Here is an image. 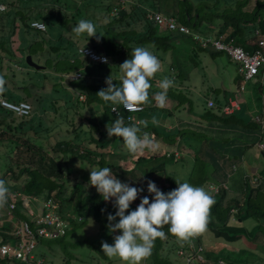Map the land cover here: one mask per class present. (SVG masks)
<instances>
[{"label": "trees", "instance_id": "16d2710c", "mask_svg": "<svg viewBox=\"0 0 264 264\" xmlns=\"http://www.w3.org/2000/svg\"><path fill=\"white\" fill-rule=\"evenodd\" d=\"M80 2L79 8L74 13L79 14L83 8L90 9V14L86 13L87 15L84 19L91 20L97 25L96 31L98 33L96 36L88 37L86 33L76 36L71 31L80 19L76 18L73 12H70L71 14L69 15L66 14L65 8L68 4L65 1L0 0V75H3L6 80V90L0 93L1 96L14 102L19 100L27 101L16 97V92L18 93L19 90L25 87L23 81H19L20 78H17V73H15L11 65L8 66V69L4 65L13 62L19 64L21 57L18 56V53L20 52V41H22L19 39L20 29H23V38H28L26 47H29V50L27 54H30L35 62L37 61L44 65L45 63H42V61L45 59L47 61L51 59H59L61 61L60 64H45V67L42 68L44 71L52 69L61 73V75L66 72L67 75L74 71L77 73L81 69L75 66L73 68V64L76 61H78V64H86L87 61L91 63L87 69L84 68L80 78L68 79L70 85L72 82H76L80 91L79 94L74 93V98L76 97L79 100L80 96L84 94V100L79 101L85 103L83 108L87 109V113L84 116L80 115V118L87 121L85 125L89 131L87 140L79 138V135L84 131V129L82 130L79 127L82 131L80 130L81 132L77 133L74 139H66V134L64 133L61 139L53 143L51 150H48L41 144L40 140L39 142H34L31 138L30 133L38 135L39 133H50L52 131L48 124L41 129H38L39 126L36 129L33 128L34 124H38L36 122L38 115L32 112L33 107L28 116H18L0 107V164H3V168L0 167V169L4 170L3 174L0 172V179H4L8 187H13L26 195L27 199L30 202L32 201V204H30L34 209L40 206L43 200L51 197L57 203L56 211L67 223L63 235L53 239L37 238L33 249L35 258H45L47 263H50L49 259L59 257L61 258V264H71L70 260L72 257L69 256L71 251L66 248V236L73 225L91 218L97 225L98 230L102 232L109 225L108 214H115L116 212L113 201H105L95 187L85 182L84 178H87L84 173H81V169L77 168L78 180L71 186L67 185L70 182L69 177L71 175L77 176V174L68 172L63 168L62 159L72 156L80 159V161L88 160L79 151L83 148L86 153L99 155L96 162L89 163L90 165H97L98 168H111L113 174L122 182H126L130 186L143 188L144 191L141 197L148 195L150 200L151 194L147 192L148 180L154 181L160 190L167 193L175 189L177 184L168 178L171 176L166 171V163L168 162V165H170L175 161L192 159V169H189L190 172L185 180L194 186H206V189L211 184L218 186L217 192L207 189L215 199V204L210 210L207 228H225L230 225L229 223L233 217H236L239 222L246 220L248 217H254L260 220L261 223L248 230L246 234L248 238L245 236V232L241 230L235 231L222 228L219 234L225 237V240L235 242L240 240L239 238H243L249 246L242 248L243 254H249L248 257L242 255L246 257L247 261H240L237 259L239 256L237 257L233 253L227 252L229 257L228 262L224 261L225 264H262L261 260L264 262L263 259H259V263L258 261L256 262L259 257L250 250L259 249L264 251V249H261L263 247L258 243V241L260 243L263 242L262 237H264V188L261 186V182H258L259 178L255 183L250 182L244 171H241L242 174L240 172L239 176L234 179H230V176L235 168L238 169V165L244 170L245 167H250L251 163L247 160H245L247 166H242L245 153L248 154L247 159L251 158L249 157L250 149L260 142L264 143V92L262 91L264 82L259 81L257 89L260 93L256 96V101L260 106L259 110L262 113L260 115L261 121L252 120L251 117L245 118V111L246 113L248 112L245 103L230 113L223 112V107L230 104L229 99L226 98L224 101H220L214 97L213 106H206L207 109L200 115V118L204 120L200 121L199 125L207 122L209 131L205 130L204 133L200 130H192L190 128L192 125H188L191 123L189 119H183V121H186L185 124H182V122V125L176 124V111L179 110V113L183 110L193 112L192 104L194 99L190 97L191 90L186 83L191 81V85L193 84V69L195 65L191 69L192 64H189L187 59L190 58L191 61H194L195 58L191 56V53L197 55L198 50L207 49L197 44L190 36L174 31L160 30L147 17V13L159 12L164 16H173L179 23L185 24L195 31L200 30L197 27L201 25L205 27L204 32H211L212 35H216V38L219 36H223L227 40L233 38L235 43L239 38H242L244 49L252 52L257 47L255 43L251 44L256 38L255 31L259 30L264 36V0H255L253 7L249 6L251 0H214L213 3H208V0H197V2L194 0H101L100 3L103 5L101 9L97 7L96 4L98 2L95 0H80ZM126 2L129 3L127 4ZM4 4L7 8H4ZM99 19L104 20L99 22ZM32 20L44 22L46 29L41 31L31 27L30 21ZM57 37L62 41L50 44V41ZM176 41L179 42L176 43ZM36 42H39L41 49L40 47L35 50L32 49ZM13 44L16 46H13ZM182 45L186 48L184 52L178 50V47ZM137 46L147 47L154 52H160L162 55L169 53L170 68L168 69L175 73V78L172 79L171 77L174 85L167 92L165 106L163 108L159 107L154 99V94L161 90L151 88L149 90V99L153 101L143 105L142 115L138 117L139 120L148 122L147 127H143L142 131L147 132L158 145L155 151L146 150L142 155L128 153L127 150L123 149L125 145L122 138L109 137L107 135L106 126L114 122L117 116L123 117L126 125L134 124V122L126 121L127 113L122 109L121 105H115L111 102L106 103L96 94L99 90L107 87L105 81L110 75L114 80L113 83L119 86V76L121 75L119 65L126 59L131 58L132 50ZM81 47H88L97 53L106 55L107 63L89 61L78 52ZM24 48L22 47V49ZM45 50L46 52L44 53ZM50 50H53L51 55ZM187 50H190V52H187ZM209 52L211 55L218 53L213 50ZM154 54L161 59L160 54L156 52ZM80 56L83 58H80ZM14 57L18 58L19 61L16 62ZM40 59L42 61H39ZM9 61L10 63H8ZM62 62L69 64L68 67ZM6 69L7 72H5ZM42 73L44 72L42 71ZM160 74L156 73L150 82L163 79L164 77ZM60 76L59 78L61 79ZM238 77L240 79L242 75L238 74ZM262 78L264 79V75ZM40 87L42 88V86ZM206 92L204 96L208 99L209 95ZM52 93L48 97L53 96ZM65 98L64 96L62 98L56 96L54 99L49 98V100L53 102L51 106L55 108V102H62ZM35 101L40 103L41 98L38 97ZM27 102L33 106L31 102ZM93 103H98L101 106L102 114L99 120H95L91 108H87ZM113 106L118 108L119 114H114L111 111ZM153 116H156L159 120L158 125L152 124L151 119ZM163 119H170L171 126L166 127L163 125ZM78 123H82V121ZM76 126L72 125L71 129H67L65 132L74 130ZM236 129L240 133L237 131L232 132ZM228 131L233 133L232 136H228L231 138L229 139L230 144H228L227 137L225 139L215 137L217 134L225 135ZM237 135H241L242 138H235ZM193 140H195V145L192 147L187 146ZM224 140H226V144L222 145ZM234 142H237V144ZM164 144L168 147L163 149L161 147ZM187 147L192 150V152L190 151L192 157L189 153L187 155L183 153L188 150ZM258 148L264 155V148ZM142 159L151 163L148 174L145 176L142 174L143 171L141 173L137 169ZM14 160L16 162V170L11 164ZM255 161L257 160H254V166ZM79 167H82V165ZM262 172L264 174V170ZM262 176L264 177V175ZM14 177L16 182L13 183ZM227 192H231L229 198ZM141 197L130 205L129 211L135 210L140 203ZM8 200L14 201L9 193ZM15 203L17 206L12 210V215L17 220L28 219L27 208L22 205V200H18ZM7 207L8 205L6 204L0 209L5 212ZM3 227L10 229V225H4ZM168 228L169 226L165 225L162 229L166 233L167 238L163 240L157 238L155 241L151 254L153 260H151L150 264H184L182 262L183 256L182 261L177 256L175 262V260L171 259L170 254H166L163 250V245L169 242L170 239L176 240V237L169 233ZM9 239L15 238L9 235ZM6 240L5 235L0 233V241L4 242ZM52 241L66 244V246L63 245V248L59 247V252L52 247L47 250L41 248L44 244ZM190 241L201 243L198 235ZM84 242L87 241L80 240L75 242L74 245ZM71 245L69 246L70 248ZM181 246L185 249L187 248L185 253L190 252L191 246L189 242ZM202 252L204 256L203 264H211L209 260H211L212 255L208 252L206 253L204 249ZM214 260L215 264H220L217 259Z\"/></svg>", "mask_w": 264, "mask_h": 264}, {"label": "rangeland", "instance_id": "374dc122", "mask_svg": "<svg viewBox=\"0 0 264 264\" xmlns=\"http://www.w3.org/2000/svg\"><path fill=\"white\" fill-rule=\"evenodd\" d=\"M65 1L68 5L65 8V12L66 14H71L70 12H73V14L75 15L76 18L78 19H84L86 17V15L89 13L90 14V9L89 8H83L82 11L79 14H75V10H77L79 7L78 5L81 3L80 0H62ZM96 2H98L97 7L99 9H101V7L103 6L100 1L101 0H95ZM127 1V0H126ZM195 2H197V0H194ZM254 1L255 0H251L250 2V7L254 6ZM214 0H208V3H213ZM127 3V2H126ZM129 3V2H128ZM127 3V4H128ZM125 5V3H124ZM4 8H7V6L4 4ZM126 6V5H125ZM145 8V6H144ZM85 9V10H84ZM87 13V14H86ZM104 20V19H101ZM101 20L99 19V22H101ZM199 33H204V29L205 27H202L201 25L197 27ZM23 30V29H22ZM22 30L20 29L19 31V39L22 40L20 41V52L18 53V55L21 57L20 61L18 58H15V61L18 62L19 61V67L17 65H14L15 63H11V64H4L7 65V69L8 66L11 65V67L14 69L15 73H17V78H20L19 81H23L24 84V88H22L21 90H19V92H16V97L20 98V99H25L29 102H31L33 104V109L32 112H34V114L36 113L37 119L36 122L38 124H34L33 128H39L41 129L43 126H46L47 124L49 125L50 128H52V131L49 132H43L42 134L39 133L37 134H31V138L34 142H39V140L41 141V144L43 146H45L46 149L51 150V146L53 145V143H55L56 140L61 139V137L64 135V133L66 134V139H74L77 133H80L83 129L84 131L79 135V138L88 139L89 136V131L88 129L85 127L86 125V120L80 118V115L84 116L87 113V109L83 108L85 107V103L79 100H84V98H74V93H80L79 89H78V85L76 84V82H72V84L70 85L68 82V79L71 78V76H73L75 74L74 72H71L69 74L66 75V72L59 73L58 76L61 77V79L57 82H52L50 77H48V73H50L51 70H47L44 71V69H39V70H35L34 68L28 66L25 62V55L27 54L29 47H26L27 43H28V38H23L24 35L22 34ZM57 32V31H56ZM56 34V33H54ZM18 38V37H17ZM62 40H60L59 37L52 39V41H50V44H55V43H59ZM179 41H176V43H178ZM239 44H238V43ZM236 44L238 45H242L243 44V39L239 38L237 40ZM13 46H16L15 44H13ZM243 46V45H242ZM22 47H25L24 49H22ZM37 47H40L39 42H36L33 46L32 49L35 50ZM207 50H198V54L197 55H193L191 53V56L195 58V60L191 61V59H187L189 64H192V68L193 69V65L194 69H193V80L192 83L193 85L190 84V82H187L186 84L188 85V88H190L191 93L189 94L191 98L194 99V103L192 104V110L193 112H187V110H183L182 112L179 113V110L175 112V117L179 115V117H177L179 120L183 121L186 119H189L191 121L190 124L188 125H192L190 128L194 131L200 130L203 131L205 133L206 131H209V124L207 122H204L203 124L199 125L200 121H203V118H200V115H202L204 113V110H206V106H205V89L208 88V93L209 96H213L216 99H219L220 101H224V99H228L229 97H232L234 99H237L239 106H242L241 104H243V100L240 98H245L247 100H249L247 102V109H248V114L245 111V118H250L252 120H256L257 118H259V116L262 114L261 111L259 110L258 112H255L253 114H249V112L254 109L255 107L258 108L257 106V102H255V104L251 101L252 98L257 94L259 95V91H258V86H259V81L258 82H254V80L258 78H261L260 76L255 77L254 79H251L248 82H244V80L242 78L239 79L238 77V64L236 62H234L233 60H230V58L227 56V54L225 52H221V51H217L218 53L215 55H211V53L209 52L210 50L216 51L214 50L210 45L204 47ZM41 49V47H40ZM178 50H181L182 52H184L186 50L185 46H179ZM51 51V52H50ZM50 55L53 54V50H50ZM152 51V50H151ZM46 52V50L44 51V53ZM153 53H158L161 56V59L159 58V60L161 61L162 64V69L160 72V75L163 77H171L174 75L175 73L171 74V72H173L172 70L169 71L168 68L169 64H170V55L169 53H166V55H162L160 52L158 51H152ZM187 52H190V50H187ZM49 54V53H48ZM183 54V53H182ZM80 58H83L82 56H80ZM34 59H36L34 57ZM39 61H42L41 59ZM37 62V61H36ZM48 62V63H47ZM86 62V60H85ZM10 63V61L8 62ZM39 63V62H37ZM42 63L45 64H60L61 61H59V59L55 60V59H51V60H44L42 61ZM63 64H65L66 67H68L69 64H67L66 62H62ZM81 63V62H79ZM89 63L88 61L86 62V64H78V61H76L73 64V68L78 67L81 68L79 70L80 73H82L84 71V68L87 69L88 66H90L91 63ZM13 64V65H12ZM44 64V65H45ZM39 65H43L40 64ZM43 65V66H44ZM6 67V66H5ZM4 67V68H5ZM45 67V66H44ZM7 69L5 70V72H7ZM35 70V71H34ZM42 71L44 73H42ZM63 71V69H62ZM34 73V75H32V73ZM26 78V79H25ZM162 80V79H159ZM157 80H152L150 83L152 85L151 88H156V89H160L158 87L159 82L160 81ZM261 82H264V79L261 78L260 79ZM53 84H55L53 86ZM243 85L244 89L241 90L240 89V85ZM42 86V88L40 87ZM250 86L254 87V94H251L249 91ZM161 90V89H160ZM262 91L264 92V87L262 89ZM51 92H55L52 93L53 96H58L59 98H62V96L66 97L64 101L62 102H55V108H53L51 105H53V102L49 100L48 95ZM40 97L41 98V102L37 103L35 100ZM77 99V100H76ZM150 101H153L152 99H150ZM52 102V104H51ZM252 105V106H251ZM60 106V107H59ZM76 108V109H75ZM87 108H91L93 115L95 117V120H99L102 114V110H101V106L98 103H93L89 106H87ZM264 112V111H263ZM256 114V115H255ZM141 112L139 114H137V116H141ZM182 118V119H180ZM262 119V118H261ZM188 120V122H189ZM79 121H82V123H78ZM163 125H165L166 127L171 126V122L170 119L166 120L163 119L162 120ZM178 122V120H175ZM176 122V123H177ZM186 123V121H184ZM71 123L72 125H77L76 128H74V130H71L69 132H65V130L67 129H71ZM40 124V125H39ZM80 124V125H79ZM81 127V129L79 128ZM199 128V129H198ZM54 130V131H53ZM81 130V131H80ZM218 130V129H216ZM239 132L237 129L233 130L232 132ZM231 131H228L227 134L223 135V134H217L215 137H222L223 139H225V137H227L228 140V144H230V137L228 136H232L233 133ZM240 133V132H239ZM238 139H241V135H237ZM252 138V137H249ZM226 140H224L222 145H225ZM237 144V142H234ZM205 144V142H204ZM195 145V140L190 141L188 143L187 146L192 147ZM167 145H163V147L161 148H167ZM260 147L261 149L264 148V143L260 142L258 144H256L255 146H253L249 153H255V152H259V154H257L256 157L261 158L264 160V156L261 154V150L258 148ZM123 149L126 150L125 146H123ZM122 149V150H123ZM187 151H184L183 153H185L186 155L189 153V155L192 157V154H190V151L192 152L191 149H189L187 147ZM123 150V151H124ZM83 155L86 156V159L88 160H82L80 161V159L78 158H74L72 156H68L65 159L63 158V168H65L68 172H72L77 174V176H70V182L67 185H72L75 181L78 180V169H81V173H84L86 178H84V180H86L85 182H87V184H89V177H90V169L91 168H96V166L90 165L89 163H93L96 162V160L98 159L99 155H92L90 153H86V151L82 148L79 150ZM128 152V151H127ZM187 152V153H186ZM245 159L244 162L242 164V166L245 165V160H247V156L248 154L245 153ZM254 155H249V157H253ZM178 157V156H177ZM250 158V159H251ZM3 161V159H2ZM188 161V162H187ZM9 163V162H8ZM11 164L13 165L14 169L16 170V162L15 160L11 162ZM140 165L137 166V169L142 173L143 171V176H145L146 174H148V170L149 167L151 166V163L145 161V159L141 160V163H139ZM167 167H166V171H168L170 173L171 177H168L169 179H172L173 181H180V182H184L186 181V176L187 174L190 172L189 169L191 170L193 162L192 159H187V160H180V161H175L172 164L168 165V162L166 163ZM80 165H82V167H79ZM211 168H213L212 165H210ZM0 167L3 168V164H0ZM240 165L237 166L238 169L235 168L234 172L232 173V175L230 176V179H234L235 177L239 176V173L241 171H244L243 168H239ZM249 167V166H248ZM98 168V167H97ZM259 168L261 169L258 173L259 174H255L254 178L250 180V178L248 177L250 182H256L258 180L259 177H261L263 174V165H259ZM237 170V171H236ZM1 174H3L4 170L0 169ZM246 172H249L246 170ZM163 174V173H162ZM262 174V175H261ZM163 176H165L163 174ZM263 177V176H262ZM16 182L15 177L13 178V183ZM177 184V183H176ZM143 185V184H142ZM212 185L207 186L208 190L212 189ZM69 186V187H70ZM178 186V185H177ZM206 188V186H205ZM217 192V190H216ZM9 194L10 196L13 198L14 201H18V200H22V205L24 207L28 209H30V213H31V208L28 206L29 202L26 199V195L22 194V192H19L17 189H14L13 187H9ZM231 195V192H227V196L229 198V196ZM227 198V197H226ZM36 201V200H35ZM32 204V201L30 202ZM2 215H0V220L2 219ZM118 221V218H117ZM116 221H114L113 223H115ZM260 223V220L255 219L254 217H248L246 220L244 221H237L236 217H233L230 221V225H228L227 227H222L224 229H228V230H235V231H242L245 232V236L248 238V236L246 235L248 230H250L253 226L255 227L257 224ZM6 223L5 222H0V226H4ZM222 228H206V230L199 234L198 236L200 237L202 246H204V251L209 254H211V260L210 263L211 264H215V260L217 259V262L219 261L220 264H225V262H228V253L229 251L233 252L234 256L236 255L237 257L239 256V258H237L238 260H244L247 261L246 257L242 256V255H246L242 253V248H247L249 247L247 243H245L243 238H239L240 240H237L235 242L232 241H227L222 237L219 232L222 230ZM119 233V231L112 233L111 229H109V227H107V229H105L104 231H100L98 230L97 225L92 221L91 218H87L86 220H84L82 223H78L76 225H73V227L68 231V235L66 236V244H67V249H69V251H71V254H69V256H71V260L70 263L71 264H124L123 261H121L118 258L115 259H109L103 252H102V248H101V244L102 242L106 241L109 244H112L114 242V236ZM262 237V236H261ZM242 239V240H241ZM84 241L86 240L87 242H84L82 244L79 245H74L75 242L78 241ZM262 240L264 242V237H262ZM263 242L260 243V241H258V243L263 247L261 249H264V244ZM66 244H60V243H56L54 241L50 242V243H46L43 246H41L42 249L45 248V250H47L49 247L54 248L57 252H59V247L63 248V245L66 246ZM71 245V248L69 247ZM191 249L194 251L199 250V248H201L199 246V243L196 242H189ZM263 244V245H262ZM181 243L177 242L176 240H172L170 239L169 242L165 243L164 246V252L167 254L169 253L171 256L172 260H175L176 262V257L178 256V259H181L182 261V257H179V255H181L182 252L186 251L187 248H183V246H181ZM209 246L211 248H209ZM58 247V248H55ZM250 250V249H249ZM203 251V250H202ZM251 252H253L256 256H258L259 258L256 260V262L258 261L259 263V259H263L264 261V251L261 250H250ZM103 254V255H101ZM201 256H203V252H201L200 254ZM192 256L196 257L195 252H192ZM247 257L249 256L246 255ZM47 257L49 258V256L47 255ZM44 261H46L45 259H43ZM50 263L52 264H61V258L57 257V258H52L49 259ZM151 260H153V258L148 257L146 260L142 261V264H150ZM222 261V262H220ZM225 261V262H224ZM184 262V259L183 261ZM224 262V263H223ZM255 262V263H256ZM39 263V262H37ZM261 263L264 264V262ZM18 264V263H17ZM42 264H47V263H42ZM185 264V262H184ZM188 264H195V263H188Z\"/></svg>", "mask_w": 264, "mask_h": 264}, {"label": "clouds", "instance_id": "9594fccd", "mask_svg": "<svg viewBox=\"0 0 264 264\" xmlns=\"http://www.w3.org/2000/svg\"><path fill=\"white\" fill-rule=\"evenodd\" d=\"M96 28L93 21L80 19L71 31L76 36L86 33L88 37H93L98 33ZM82 51L84 53V49ZM103 62L107 63V59L104 58ZM14 65L19 67L16 63ZM119 69V86L113 83L110 75L105 81L107 87L96 94L106 103L123 105L130 112H142L143 105L150 103V80L161 71V61L149 48L137 46L132 50L131 58L120 64ZM174 78L173 75L172 79ZM172 79L164 77L158 85L161 91L154 94V99L161 108L167 102L169 88L174 85ZM5 84L4 76L0 75V93L6 90ZM151 122L153 125L159 124L156 116L152 117ZM147 123L146 120H140L138 123L126 125L124 118L117 116L114 122L106 126L107 135L122 138L128 153L142 155L146 150L155 151L158 147L154 139L142 131ZM176 183L178 186L175 189L165 193L154 181L148 180L147 192L151 194V200L145 195L140 198L135 210L129 211L130 205L140 197L144 189L122 182L109 167L90 169V186L95 187L105 201H113L116 208L115 214H108V227L112 233L119 231L120 234L114 236L112 244L106 241L101 244L102 252L109 259L118 258L124 264H142L143 260L151 256L157 238H167L162 230L165 225L169 226V233L182 245L206 230L210 210L215 204L214 196L204 186H194L188 181ZM8 193L7 182L0 179V207L7 204ZM4 214L0 209V215L3 216L0 222H3ZM114 221L116 222L113 223ZM199 245L202 246L200 243Z\"/></svg>", "mask_w": 264, "mask_h": 264}, {"label": "built area", "instance_id": "2783aa9c", "mask_svg": "<svg viewBox=\"0 0 264 264\" xmlns=\"http://www.w3.org/2000/svg\"><path fill=\"white\" fill-rule=\"evenodd\" d=\"M147 17L152 20L160 30H169L185 34L190 36L195 42L203 47L210 45L216 51L225 52L230 60H233L238 64L237 71L242 75L244 82H248L251 79L258 77L261 73L264 74V36L259 32V30L255 31L256 38L254 39V42H251V44L255 43L257 47H255L252 52H249L244 49L243 46L236 44L233 38H229V40H227L223 36H219L218 38L202 36L198 32L190 29L187 25L179 23L173 16H164L159 12H148ZM30 26L41 31L46 29L45 23L39 20L30 21ZM83 49L84 53L82 51ZM78 52L89 61L97 63H103L104 58L107 59L106 55L97 53L88 47H81L78 49ZM79 77H81V74L80 72H77L71 78L78 79ZM240 89H244L242 84L240 85ZM80 98H84V95H81ZM121 106L127 113L126 121L134 123H138L140 121L137 117V113L141 110L130 112L127 111L123 105ZM207 106H213V100L209 99L207 101ZM0 107L11 111L18 116H28L30 115L32 109L31 104L26 101L20 100L14 102L1 95ZM238 108V101H231L229 105H225L223 107V112L230 113ZM113 109H115V111H113ZM141 109H143V106H141ZM111 111L114 114H119V110L115 106L111 108ZM255 121L261 120L260 118H257ZM212 190L216 192V190H218V186L212 185ZM142 194L143 192L140 194V197ZM15 202L16 201L8 200V207L5 211L6 216L3 219V222L6 223L5 225H10V229L0 226V233H3L7 238L4 242L0 241V264L47 263V261L43 260L45 258H35L33 254L37 238L44 237L45 239H53L57 236L63 235L67 226L66 220L61 218L56 211L57 203L54 202L51 197L43 200L41 205L39 207L37 206L35 209L33 206L31 207L30 201L28 200V206L31 208V213L30 209H28V219L26 220H17L12 215V210L17 206ZM118 234L120 233H117V235ZM9 235H12L15 239L10 240ZM200 247L201 248L197 251L192 249L188 253H185L184 251L181 255H179V257L183 256L185 264H203L204 256L200 255L203 248L202 246ZM192 252H195L196 257L192 256Z\"/></svg>", "mask_w": 264, "mask_h": 264}, {"label": "crops", "instance_id": "0c3cea01", "mask_svg": "<svg viewBox=\"0 0 264 264\" xmlns=\"http://www.w3.org/2000/svg\"><path fill=\"white\" fill-rule=\"evenodd\" d=\"M193 31H195V30H193ZM196 32H198L199 33V31H196ZM200 35H202V36H209V37H211V38H216V35H212V33L210 32V33H206V32H204V33H199ZM253 42V41H252ZM242 46V45H241ZM19 56V55H18ZM5 66H7V65H5ZM0 67H1V65H0ZM57 68V67H56ZM79 71V70H78ZM58 72H56V71H54V70H52L51 69V71H50V73H48V77H50V79H51V81L52 82H57V81H59L60 80V78H59V76H58ZM81 74V73H80ZM82 75V74H81ZM263 73H261L259 76L262 78L263 77ZM80 78V77H79ZM261 78H258L257 79V81H256V79L254 80V82H258V81H260V79ZM26 79V78H25ZM190 84H191V82H190ZM193 85V84H192ZM205 91H207L208 92V88H206L205 89ZM249 91H250V93L251 94H254V87L253 86H250V88H249ZM53 93H55V92H53ZM84 95V94H83ZM209 95V94H208ZM255 95V94H254ZM256 96H257V94L252 98V102L255 104V102H257L256 100H257V98H256ZM205 97V106H207V101L209 100V99H211V100H214L213 98V96L211 95V96H208V99H207V97L206 96H204ZM49 98H51V99H54L55 98V96H49ZM229 99V101L231 102H235L237 99H234V98H232V97H229L228 98ZM240 99H242L243 100V102L245 103V104H247V102L249 101V100H247V99H245V98H240ZM255 101V102H254ZM263 101H264V99H263ZM229 102V103H230ZM242 105V104H241ZM247 106V105H246ZM252 106V105H251ZM257 106H258V108H254V109H252L250 112H249V114L251 115V114H253V113H255V112H258L259 111V108H260V106H259V104H258V102H257ZM208 107V106H207ZM240 107V106H239ZM248 107V106H247ZM256 115V114H255ZM259 118H260V116H259ZM175 119L176 120H178V118H176L175 117ZM177 121H175V123H176ZM181 122H182V124H185V122L184 121H181V120H178V122L176 123V124H178V125H182L181 124ZM249 151V150H248ZM257 154H259V152H255V153H250L249 155H254L251 159L250 158H248L247 159V161H249L250 163H251V168L250 167H248L246 164H245V166H247V167H245V170H244V173H245V175L247 176V177H249L250 178V180L251 179H253L254 178V176H255V174L257 173V174H259L258 172L261 170L260 168H259V165H263V167H264V160L263 159H261V158H258V157H256L257 156ZM262 155H263V153H261ZM264 156V155H263ZM254 160H257V161H255V166H254ZM253 168H254V171H253ZM264 169V168H263ZM246 170L247 171H249V172H246ZM237 171V170H236ZM241 174H242V172H241ZM240 174V175H241ZM258 182L260 183L261 182V186L264 188V177H259V180H258ZM200 244H202V243H200ZM209 248H211L210 246H209ZM230 253H233V252H231V251H229Z\"/></svg>", "mask_w": 264, "mask_h": 264}, {"label": "water", "instance_id": "95a60500", "mask_svg": "<svg viewBox=\"0 0 264 264\" xmlns=\"http://www.w3.org/2000/svg\"><path fill=\"white\" fill-rule=\"evenodd\" d=\"M25 62H26V64L28 65V66H30V67H32V68H34V69H41V68H44V66L43 65H39L37 62H35L33 59H32V57H31V55L30 54H27L26 56H25Z\"/></svg>", "mask_w": 264, "mask_h": 264}]
</instances>
